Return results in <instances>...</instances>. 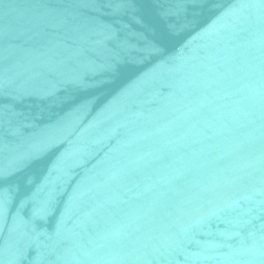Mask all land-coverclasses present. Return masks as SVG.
Here are the masks:
<instances>
[{
	"label": "water",
	"instance_id": "water-1",
	"mask_svg": "<svg viewBox=\"0 0 264 264\" xmlns=\"http://www.w3.org/2000/svg\"><path fill=\"white\" fill-rule=\"evenodd\" d=\"M0 264H264V0H0Z\"/></svg>",
	"mask_w": 264,
	"mask_h": 264
}]
</instances>
